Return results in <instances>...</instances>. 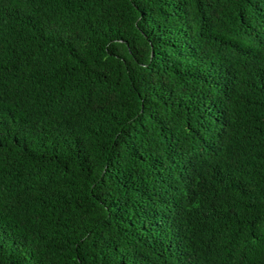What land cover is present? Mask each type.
I'll list each match as a JSON object with an SVG mask.
<instances>
[{"label": "trees", "instance_id": "trees-1", "mask_svg": "<svg viewBox=\"0 0 264 264\" xmlns=\"http://www.w3.org/2000/svg\"><path fill=\"white\" fill-rule=\"evenodd\" d=\"M0 264H264V0H0Z\"/></svg>", "mask_w": 264, "mask_h": 264}]
</instances>
